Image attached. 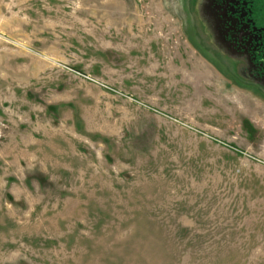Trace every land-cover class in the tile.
<instances>
[{
    "label": "rangeland",
    "instance_id": "374dc122",
    "mask_svg": "<svg viewBox=\"0 0 264 264\" xmlns=\"http://www.w3.org/2000/svg\"><path fill=\"white\" fill-rule=\"evenodd\" d=\"M224 7L0 0V264H264V53Z\"/></svg>",
    "mask_w": 264,
    "mask_h": 264
},
{
    "label": "flooded vegetation",
    "instance_id": "af4514ba",
    "mask_svg": "<svg viewBox=\"0 0 264 264\" xmlns=\"http://www.w3.org/2000/svg\"><path fill=\"white\" fill-rule=\"evenodd\" d=\"M224 3L222 21L234 44L236 36L249 50L264 53V26L258 23L257 0H221ZM239 13V14H238ZM242 45V44H241ZM255 52V51H253Z\"/></svg>",
    "mask_w": 264,
    "mask_h": 264
},
{
    "label": "trees",
    "instance_id": "16d2710c",
    "mask_svg": "<svg viewBox=\"0 0 264 264\" xmlns=\"http://www.w3.org/2000/svg\"><path fill=\"white\" fill-rule=\"evenodd\" d=\"M250 1V0H249ZM258 1V0H257ZM259 9L260 8H258V10H257V15H258V18H260V13H259ZM239 14V13H238ZM260 20H261V18H260Z\"/></svg>",
    "mask_w": 264,
    "mask_h": 264
}]
</instances>
